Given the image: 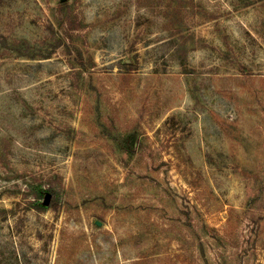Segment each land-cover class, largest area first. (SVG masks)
<instances>
[{"label": "rangeland", "instance_id": "1", "mask_svg": "<svg viewBox=\"0 0 264 264\" xmlns=\"http://www.w3.org/2000/svg\"><path fill=\"white\" fill-rule=\"evenodd\" d=\"M0 264H264V0H0Z\"/></svg>", "mask_w": 264, "mask_h": 264}, {"label": "water", "instance_id": "2", "mask_svg": "<svg viewBox=\"0 0 264 264\" xmlns=\"http://www.w3.org/2000/svg\"><path fill=\"white\" fill-rule=\"evenodd\" d=\"M47 203H48V196H46L44 199V204H47Z\"/></svg>", "mask_w": 264, "mask_h": 264}]
</instances>
